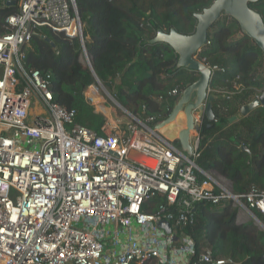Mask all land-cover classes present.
Masks as SVG:
<instances>
[{
  "label": "built area",
  "instance_id": "2783aa9c",
  "mask_svg": "<svg viewBox=\"0 0 264 264\" xmlns=\"http://www.w3.org/2000/svg\"><path fill=\"white\" fill-rule=\"evenodd\" d=\"M9 1L0 0L16 6L0 26V264H201L186 231L200 201H231L239 223L252 220L264 231V189L237 194L217 170H203L195 162L198 131L187 157L175 137L154 127V116H109L107 135L78 124L75 110L54 100L50 75L26 65L33 36L46 27L77 37L92 67L76 1ZM85 94L100 101L95 85ZM193 114L200 124L203 113ZM175 123L177 134L184 124ZM156 196L167 202L146 211ZM200 260L234 263L208 247Z\"/></svg>",
  "mask_w": 264,
  "mask_h": 264
},
{
  "label": "trees",
  "instance_id": "16d2710c",
  "mask_svg": "<svg viewBox=\"0 0 264 264\" xmlns=\"http://www.w3.org/2000/svg\"><path fill=\"white\" fill-rule=\"evenodd\" d=\"M213 1L76 0L94 70L83 63L77 37L46 27L33 36L26 65L49 74L54 100L75 110V121L99 135L112 131L106 128L109 116L97 111L85 94L91 85L98 84L96 75L134 116H154L156 122L161 121L179 96L169 93L175 88L182 91L199 73L177 68L175 50L167 43L150 40L159 28L169 31L174 27L182 34H192L196 13ZM250 6L264 19V0ZM15 10L16 6L0 4V26ZM239 32V23L222 15L209 30V43L198 54L199 59L218 67L210 88L217 95L213 109L220 120L210 121L203 114L198 130L200 155L195 162L205 171L217 170L232 182L235 193L245 194L253 185L264 189V107L234 122L229 119L264 89V50L249 36L238 37ZM112 108L115 119L130 120L117 104ZM175 145L180 147L178 139ZM198 175L201 181L206 179ZM166 202L165 197L156 196L144 203V209L153 212ZM194 206L195 221L186 228L196 242L193 260L207 264L200 260V254L208 247L214 258L234 260L227 264H264V231L253 222L239 223L231 201H200Z\"/></svg>",
  "mask_w": 264,
  "mask_h": 264
},
{
  "label": "water",
  "instance_id": "95a60500",
  "mask_svg": "<svg viewBox=\"0 0 264 264\" xmlns=\"http://www.w3.org/2000/svg\"><path fill=\"white\" fill-rule=\"evenodd\" d=\"M257 1L259 0H214L209 7L204 8L202 12L196 13L197 24L192 34H182L174 27L169 31L159 28L156 35L150 40L151 43H167L175 50L178 55L177 68L183 67L199 73L198 79L181 91L168 117L158 121L154 126L158 130H163L165 127L183 119L184 126L178 131L177 139L180 142L179 149L187 157L193 156L192 132L198 131L200 127V124L196 123L193 112L200 110L210 121L220 120V117L216 116L213 109V101L217 98V95L212 93L210 88L214 70L199 59L198 54L209 42L210 28L222 15H228L239 23L240 32L237 34L238 37L247 35L264 50V19L260 12L250 6L251 2ZM15 3V0L9 1L11 5ZM46 40L50 41L48 37H46ZM51 44L54 45V42H51ZM91 68L94 70L93 65ZM96 78L97 82L104 86L97 75ZM111 98L126 113L132 115L113 95H111ZM262 106H264V89L258 96L243 104L240 111L230 117L229 120L234 122ZM244 149L250 152L247 147H244ZM159 225L168 232L171 231L168 220L161 221Z\"/></svg>",
  "mask_w": 264,
  "mask_h": 264
},
{
  "label": "crops",
  "instance_id": "0c3cea01",
  "mask_svg": "<svg viewBox=\"0 0 264 264\" xmlns=\"http://www.w3.org/2000/svg\"><path fill=\"white\" fill-rule=\"evenodd\" d=\"M101 99H102V97H100V99H99L100 101L99 102L97 101L98 104H96V110L100 111V112H103L107 116H110V117L113 118L114 117L113 116L114 112H113L112 105L108 104L105 100L102 101ZM178 123L183 125L184 124V120L183 119L182 120H178ZM175 124L171 125V126H168V128H166V130H164L167 135H169L171 137H175V135H176V131H175V127H174Z\"/></svg>",
  "mask_w": 264,
  "mask_h": 264
},
{
  "label": "rangeland",
  "instance_id": "374dc122",
  "mask_svg": "<svg viewBox=\"0 0 264 264\" xmlns=\"http://www.w3.org/2000/svg\"><path fill=\"white\" fill-rule=\"evenodd\" d=\"M81 59H82V61H83V63L84 64H88V61L86 60V57H85V53H83V51H82V55H81ZM104 85V84H103ZM97 88H98V90H99V94H100V97H102V101L103 100H105L108 104H110V105H112V104H114V101L112 100V98H111V95H112V93L109 91V89L105 86H102V85H100L99 83L97 84V85H95ZM111 94V95H110ZM93 104V103H92ZM96 104H98V103H96ZM96 104H95V106H96ZM122 109V108H121ZM123 110V109H122ZM124 111V110H123ZM163 132L165 133V131L163 130ZM178 134V133H177ZM177 134L175 135V138L177 139ZM247 222H253L252 220H249V221H247Z\"/></svg>",
  "mask_w": 264,
  "mask_h": 264
},
{
  "label": "bare ground",
  "instance_id": "6f19581e",
  "mask_svg": "<svg viewBox=\"0 0 264 264\" xmlns=\"http://www.w3.org/2000/svg\"><path fill=\"white\" fill-rule=\"evenodd\" d=\"M171 125H174V124H171ZM171 125H169V126H171ZM166 128H168V126H167V127H165L163 130H166Z\"/></svg>",
  "mask_w": 264,
  "mask_h": 264
}]
</instances>
